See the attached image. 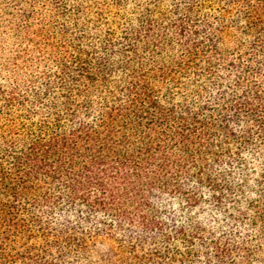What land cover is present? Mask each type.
Segmentation results:
<instances>
[{"label":"trees","instance_id":"obj_1","mask_svg":"<svg viewBox=\"0 0 264 264\" xmlns=\"http://www.w3.org/2000/svg\"><path fill=\"white\" fill-rule=\"evenodd\" d=\"M35 1L0 0V264H264V0Z\"/></svg>","mask_w":264,"mask_h":264},{"label":"rangeland","instance_id":"obj_2","mask_svg":"<svg viewBox=\"0 0 264 264\" xmlns=\"http://www.w3.org/2000/svg\"><path fill=\"white\" fill-rule=\"evenodd\" d=\"M46 1V2H45ZM35 7H36V10L38 11V12H41V11H43L45 8H47V6L49 7V4H48V2H47V0H37V1H35ZM14 7V8H13ZM14 9H19V6H18V4L16 3L14 6L13 5H10V6H8V11L10 12V13H13L14 12ZM18 15V13L14 16V17H16ZM9 18L10 16H2V18ZM13 17V18H14ZM12 18V19H13ZM11 19V20H12ZM37 19H38V17L37 16H34L31 20H30V25H36V23H37ZM0 26L2 27V28H0V32H3V31H5L6 29V25L5 26H3V25H1L0 24ZM22 44H24L25 46H26V42L24 41V40H22V42H21ZM214 164V172H216L217 170H218V166L216 165V163H213ZM216 165V166H215ZM258 177H260V175L258 174ZM249 179V181L250 182H255V178H254V176H251V177H249L248 178ZM254 188H256V186H255V183H254ZM249 196V195H248ZM205 198H204V200H206V201H208V204L206 205V207L208 208V209H204L203 210V213H201L200 214V212H196V211H194L193 213H192V215H199V220L202 222V223H207L206 225H210V226H212V227H215V226H217V224L216 223H222V221H223V219H224V217L221 215V214H219V212H218V210H216L215 208H213V205H212V202L210 203L209 201H211V199H209V195L208 194H205V196H204ZM248 200H254V201H256L257 200V198L256 197H253V196H249V199ZM247 200V201H248ZM244 201L245 200H243V209H245L247 206H246V204H244ZM229 204H231V201H229L228 199H225L224 200V203H223V207H229L228 205ZM174 206H176L177 207V205L176 204H174ZM213 208V209H212ZM221 213H223V211L221 212ZM209 226V227H210ZM179 245V243H176V246H178Z\"/></svg>","mask_w":264,"mask_h":264}]
</instances>
